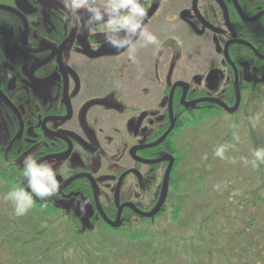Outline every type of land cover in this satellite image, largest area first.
Masks as SVG:
<instances>
[{
  "label": "flooded vegetation",
  "instance_id": "af4514ba",
  "mask_svg": "<svg viewBox=\"0 0 264 264\" xmlns=\"http://www.w3.org/2000/svg\"><path fill=\"white\" fill-rule=\"evenodd\" d=\"M162 2L166 1L143 0L142 27L150 33ZM221 2L228 13L235 9L233 0ZM106 3L107 0H95L101 9ZM238 3L247 17H260L245 24L234 10L244 25L239 30L253 32L250 42L258 45L256 49L228 29L217 0L197 1V12L210 28L194 12L192 2L191 10H183L187 18L182 19L183 12L180 17L199 37L212 35L219 61L209 63L205 73L193 74L190 70L184 74L179 68L180 55L175 58L173 52L167 79L163 84L155 80L164 89L153 95L147 84L140 85L138 95L134 77L148 71L153 77L157 74L153 56L137 54L145 41L140 40L132 52L118 51L105 39V24L89 31L84 26L87 13L81 12L83 19L77 21L62 0H0V169L20 188L25 187L21 169L27 156L54 162L58 192L44 198H52L48 204L33 203L44 206V211H56L70 225L80 226L82 233L101 229L103 224L109 226L96 206V197L111 221L117 219L121 206L132 205L135 210H122V225L129 219L138 224L143 217L137 211L148 214L157 206L170 159L174 162L171 179L176 163L184 156L183 142L188 143L191 155L199 148L190 139V129L178 126L193 114L208 115L206 124L214 122L217 108L221 107L210 100L233 107L236 93L230 103L232 96L227 89L233 82L235 91L236 73L239 90L245 93L262 82L264 66L255 61L251 66L247 61L232 60L230 48L234 45L229 48V56L235 69L225 59L224 45L236 37L249 44L245 47L252 48L254 57L264 62V53L258 50L259 45L264 47V0ZM221 26H226L222 33L224 45L216 32ZM218 46L223 48L218 51ZM212 72L219 74L215 88H210L207 81ZM178 82L186 83L187 88L178 87L171 99L172 88ZM219 86L224 91L221 95L216 93ZM172 121L173 131L161 144L153 146L170 130ZM182 168L184 165L179 164L177 171ZM169 191L170 186L166 202L154 219L167 211ZM81 222L90 227L82 228Z\"/></svg>",
  "mask_w": 264,
  "mask_h": 264
},
{
  "label": "trees",
  "instance_id": "16d2710c",
  "mask_svg": "<svg viewBox=\"0 0 264 264\" xmlns=\"http://www.w3.org/2000/svg\"><path fill=\"white\" fill-rule=\"evenodd\" d=\"M238 1L241 4L242 0ZM229 17L238 38L251 44L253 32L239 30L243 23L234 10L229 11ZM251 49L234 44L230 48L232 60L264 66ZM174 50L176 58L180 50ZM258 50L264 53L262 45ZM261 73L262 82L254 90L245 93L240 88L238 113L230 115L217 108L214 122L227 117L234 120L223 138L218 130L205 128L208 115L193 114L178 126L190 129V139L200 150L191 155L188 143L183 142L184 156L168 181L167 211L153 221L143 217L137 224L129 219L118 229L103 224L88 234L56 211L44 212V206L34 203L26 215L17 217L4 195L13 187L19 188V183L0 169V264H264V162L253 164L254 152L264 148V71ZM229 85L231 103L235 91L233 82ZM241 125L246 130L243 150L236 140ZM218 161L229 166H217ZM179 164L184 168L178 172ZM221 188L224 190L217 191ZM37 213H53L65 221L63 232H56L61 235L54 236V229L43 228L41 220L33 217ZM159 222L184 229L196 227L188 237H165V229L156 226ZM85 224L81 222L82 228L90 227ZM164 238L171 240L165 243Z\"/></svg>",
  "mask_w": 264,
  "mask_h": 264
},
{
  "label": "rangeland",
  "instance_id": "374dc122",
  "mask_svg": "<svg viewBox=\"0 0 264 264\" xmlns=\"http://www.w3.org/2000/svg\"><path fill=\"white\" fill-rule=\"evenodd\" d=\"M166 2H162L163 5L160 7L159 11L155 13L156 15L153 18L152 22V34L156 36L157 43L156 44H148L144 43L141 45L142 47L138 49V56L143 57L146 55H152L153 56V64L154 68H156V76L153 77V74H151L150 71L147 73L137 74L135 78V82L137 84V94H140L139 88L140 85L147 84V88L153 89V95H156L159 93V89L163 90L164 88L161 87L159 84L156 83L157 79L162 84L167 79V73L166 70L171 65L174 55L173 52L174 49L180 50V64L179 68L184 73L187 74L190 70L194 73H205L206 69L210 65L212 61H219L220 57L218 56L216 52V47L213 43V37L210 33H206L203 37H199L196 33L191 31V28L187 25V23H184V21L181 19L180 14L185 9H190L192 6V0H165ZM177 16L176 19H172L171 17ZM226 24V23H225ZM226 26H221L220 28H216L219 34L218 39L222 43L221 45H224L226 42V39L224 36H222V33L225 30ZM222 47V46H221ZM164 48V50H163ZM223 48V47H222ZM158 52H161L159 55H157ZM166 61V63H164ZM176 79L178 78L177 74ZM156 80V81H155ZM222 86V85H221ZM219 86V88L216 90V93H220L219 95L223 94L222 88ZM222 122H210L207 123L205 126L206 129L211 130L212 132L215 130H218L219 137L225 136V133L227 130H229V125H231L234 120L227 118H224L221 120ZM219 124L218 127H214L216 124ZM117 126H120L119 124H114ZM105 127H109V124H105ZM108 130V129H107ZM246 133L245 128L243 125H241V128L238 131V137L236 138L237 141L242 144V150L246 146L245 143H243L244 135ZM112 133L109 132V136ZM110 152H113V149L110 148ZM221 165V167L224 166V168L227 169L229 165H227L225 162L218 161L217 166ZM230 176V174H229ZM244 183L242 184V186ZM254 183L252 184V187ZM217 186H220L217 183ZM222 186V185H221ZM225 186V185H224ZM224 188V187H223ZM223 188L218 189L217 191L224 190ZM217 194V192L215 193ZM45 212V211H44ZM34 218L41 220L42 227H48L55 230V233L57 230L59 232H63V229L65 227V221L63 223V220L57 215L52 214H42L37 213L36 215H33ZM62 222V224H61ZM39 224V225H40ZM67 224V223H66ZM38 225V226H39ZM159 228L165 229V233L163 236L165 237H188L190 235H193L195 227H188L187 229L182 228L180 225L173 224L170 222L162 223L159 222L157 225ZM54 234V233H53ZM60 233L54 234V236H60ZM224 239V238H223ZM171 239H165L164 242L167 241L170 242ZM175 240V239H174ZM221 241H223L221 239ZM167 242V243H168ZM174 264H180V263H174Z\"/></svg>",
  "mask_w": 264,
  "mask_h": 264
},
{
  "label": "clouds",
  "instance_id": "9594fccd",
  "mask_svg": "<svg viewBox=\"0 0 264 264\" xmlns=\"http://www.w3.org/2000/svg\"><path fill=\"white\" fill-rule=\"evenodd\" d=\"M65 8L77 21L83 19L81 12L87 13L84 26L91 31L95 25L105 24L107 31L105 39L107 43L117 49H126L129 52L135 50L140 40L148 44H156L157 38L143 27L145 7L143 0H107L103 9L95 4V0H62ZM256 161L264 162V148H258L254 152ZM58 170L54 162L38 161L31 155L23 161L21 175L26 182V187L8 191L4 199L13 206L17 217L26 215L33 206V197L44 200L51 197L59 190L57 180Z\"/></svg>",
  "mask_w": 264,
  "mask_h": 264
},
{
  "label": "water",
  "instance_id": "95a60500",
  "mask_svg": "<svg viewBox=\"0 0 264 264\" xmlns=\"http://www.w3.org/2000/svg\"><path fill=\"white\" fill-rule=\"evenodd\" d=\"M197 1H198V0H194V1H192V2H193V6H194V10H195L194 12H196L197 15H198V17L201 19V16L199 15V12H197V11H198V9H197ZM217 1L220 3V5H221V7H222V9H223L222 11H223V14H224V19H225L224 21H225V23H226L228 29H229L230 31L233 32V28H232V25H231V21H229V20H230V18H229V13H228V10H227L225 4L222 3L221 0H217ZM233 4H234V8H235L234 10H236V12L238 13L239 17H240L241 20L243 21V23H245V24H251V23H254V21L256 22V21L260 18V17H255V18H249V17H247V16L244 14V11L241 9V7H240V5H239V3H238L237 0H233ZM187 16H188V13H187V12H183V14H182V19H186ZM201 22H203L208 28H210V26H209L207 23H205L203 19H201ZM234 38H236V37H234ZM234 38H233L232 40H230V41H227V43L224 45V54H225V59H226L227 63H230V65H232V67H234V69H235V66H233V64L231 63V59H230V56H229V48H230L232 45H234V44H235V45L248 46V47H250V46H249V44H247V43H245V42H243V41H240V40H236V39H234ZM221 49H222V48H221L220 46H218V51H220ZM236 71H237V70H235V73H236ZM217 73H218V72H215V73L212 72V73L209 75L208 79H207V81H208V83H209L208 85L210 86V88H215V84H217V82H218L219 74H217ZM238 83H239V77H238V74L236 73V84H235L236 102H235V104H234V107L231 108V107H229V106H227V105H225V104H223V103H221V102H219V101H217V100H210V102H212L213 104H216L217 106L221 107L222 109H224V110H225L228 114H230V115H234L235 113H238V110H239L240 105H241V94H239V93H240V90H239V84H238ZM186 85H187V84H186V83L183 84V82H178V83H176V84L173 86V88H172L171 99H172V97H173L174 91H175L178 87H182V88L186 89V88H187ZM192 106H193V105H189L188 107L193 108ZM171 119H172V117H171ZM169 129H170V130L166 133V135H165L162 139H160L157 143H155L153 146H157V145L161 144L162 141L165 140V138H167V136L170 134V132L173 131V129H174V122H173V121H172V126H171V128H169ZM162 161H163V160L158 161V162H153V164H156V163H159V162H162ZM170 161H171V164H170V167H169V169L167 170L166 175H165V177H164L163 188H162V194H161V198H160V200H159L157 206L155 207V209H154L152 212H150V213H148V214H143V213L138 212V211L136 210L137 213H138L137 215H141L142 217L147 218V219H154V218L158 215V213H160L162 207L164 206V202L166 201L167 192H168V187H169V182H168V181H170L171 170H172V168H173V164H174L173 160L170 159ZM93 185H94V184H93ZM25 187H26V182H25ZM94 193H95V195H96V188L94 189ZM51 199H52V198L45 199V200H39V199H37L36 197H33V201H35L36 203H39L40 205H45V204L50 203ZM95 199H96V203H97L96 206L98 207V210H99V212L101 213V215H102L104 221H105V222H106L111 228H114V229H118V228H120L121 225H122V221H121V213H122V210H123L124 208L128 207V208H131V209L135 210V209L133 208V206L130 205V204L123 205V206H121V207L119 208L118 215H117V219H116L115 221H111V220H109V219L105 216V214L103 213L101 207L99 206L100 203H99V201H98V198L96 197Z\"/></svg>",
  "mask_w": 264,
  "mask_h": 264
}]
</instances>
